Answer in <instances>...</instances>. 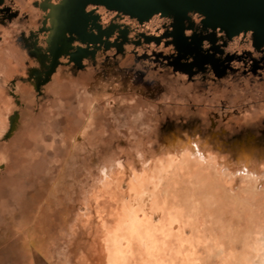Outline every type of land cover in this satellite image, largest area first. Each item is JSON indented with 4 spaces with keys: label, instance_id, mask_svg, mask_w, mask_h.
<instances>
[{
    "label": "rangeland",
    "instance_id": "obj_1",
    "mask_svg": "<svg viewBox=\"0 0 264 264\" xmlns=\"http://www.w3.org/2000/svg\"><path fill=\"white\" fill-rule=\"evenodd\" d=\"M30 7L35 8L31 3ZM38 23L14 28V35L21 30L27 32ZM11 37V33L6 36L8 41H12ZM235 38L241 46L239 51L250 47L241 42L240 35ZM128 55L134 67L139 61L134 60L131 51ZM30 59L27 56L26 68L35 66ZM142 70L158 71L148 63ZM13 73L3 84L10 104L3 108L7 125L0 132V143L6 140L3 136L10 115L21 105L14 86L26 76V70ZM153 78L134 76L124 82L126 91H118L116 84H111L96 97L90 93L91 104H86L87 94L78 87L71 88L73 100L62 95L63 100L56 105L42 101L43 93L32 89L41 98L44 111H64L74 104L75 114L80 112L85 119L68 118V123L60 120L56 130L42 120L38 130L32 127L25 133L24 159L10 176L12 181L0 186V264H264V194L259 187L264 183V154L255 156L260 182L257 190L248 193V186L242 184L247 177L236 172L239 165L233 164L235 158L228 164L229 174H223L231 183L228 194L219 186L207 162L191 159L187 160L189 168L176 167L173 157L162 168L144 156L145 152L150 153L147 147L152 150L151 147L166 144L165 137L160 138L162 143L151 140L159 125L166 128L170 118L181 122L178 116L184 111L175 108L178 104L190 111L206 105L202 109L203 119L209 122L208 131H217L222 140L219 143L228 151L235 153L233 149L241 143L259 145L264 136H242L236 142V134L242 129L245 132L246 126L236 132L232 128L246 119L251 123L264 120L262 86L253 89L258 80L225 75L220 79H231L230 97L204 87L186 91L177 103L175 89L174 99L165 97V88L172 85L165 80L167 77L158 86L152 83ZM102 83L97 82L94 90ZM60 89L61 92L65 86ZM199 96L206 99L200 101ZM58 98L55 94L54 100ZM33 100L30 112L36 109ZM58 117L63 116L60 113ZM228 121L232 122L227 125ZM33 148L37 150L36 157L30 156ZM3 163L0 160V177ZM205 169L209 170L203 173L207 178L198 172Z\"/></svg>",
    "mask_w": 264,
    "mask_h": 264
},
{
    "label": "flooded vegetation",
    "instance_id": "obj_2",
    "mask_svg": "<svg viewBox=\"0 0 264 264\" xmlns=\"http://www.w3.org/2000/svg\"><path fill=\"white\" fill-rule=\"evenodd\" d=\"M30 3L35 8L30 7ZM60 4L61 0H0V65L8 47L14 46L23 51L25 57H17L16 65L11 63L12 70L9 66L6 75L9 77L13 72L26 70V76L21 81H31V90L38 94L44 92L50 82V75H54L59 67L66 71L62 77L64 79H59L61 84L55 83L49 90L52 96L61 94L66 89L63 83L69 80L75 79V85L84 86L91 81L90 74L101 73L113 81L120 77L129 81L134 76L137 77L136 69L153 74L156 79L153 83L157 86L167 77L165 80L172 85L165 88V93L174 99L172 89H175L177 103L186 91L204 87L209 90L213 88L225 97H230L232 90L229 84L231 82L228 81L231 79H220L225 75H243L246 81L258 80L260 84L251 88L262 86L260 90L264 93V83H261L264 81V42L254 41L250 31L228 35L218 27L205 25L202 16L193 11L187 12L182 18L156 13L147 20L138 22L133 17L101 5L87 4L84 8L85 15H77L63 12ZM20 11L24 13L20 14ZM36 21L39 22L37 27L29 28L27 32L21 30L14 35V28L31 27ZM8 33H11L12 41L6 38ZM237 35L242 37L243 44H249L250 47L239 51L241 46L235 38ZM130 51L134 60L139 61L134 67L131 64L132 57L128 55ZM27 56L35 66H24ZM124 58H129L127 67ZM109 59L113 61L108 62ZM144 63L151 64L158 71L144 72ZM86 70L89 72L83 74ZM125 76L130 77L125 79ZM77 78L82 79L83 83ZM206 79L213 82H206ZM61 86H65V89L60 92ZM177 90H180L179 93ZM199 99L203 101L206 98L199 96ZM201 107L207 108L206 105ZM175 108L180 109V112L184 111L178 116L181 123H185L183 125L189 126V122L198 120V126L203 132H209L210 136L216 133L208 131L209 122L203 119L205 111L202 108L190 111L186 107L181 109V104L175 105ZM186 113L189 114L188 117ZM246 116L243 114L242 118L246 119ZM175 122L179 121L172 118L167 121L169 126ZM231 122L228 121L227 125ZM236 153L237 150L231 154Z\"/></svg>",
    "mask_w": 264,
    "mask_h": 264
},
{
    "label": "bare ground",
    "instance_id": "obj_3",
    "mask_svg": "<svg viewBox=\"0 0 264 264\" xmlns=\"http://www.w3.org/2000/svg\"><path fill=\"white\" fill-rule=\"evenodd\" d=\"M3 56H4V58L2 59L3 62L1 61V65H0V102H1V104H0L1 105L0 106V132L7 125L6 118L4 119V117H3V114L5 112L3 108H8V106L10 104V99L5 95L4 90H3L4 80L7 78L6 74L9 70V66L11 65V63L12 64L15 63V65H16L17 57H20V56L25 57V54L23 51L19 50L17 47L11 46V47L7 48V50L5 51ZM128 59L129 58H124V63L126 65V67L128 66V63H129ZM10 68H11V66H10ZM11 70H12V68H11ZM65 71H66V69L59 67L55 70L54 75H50V82L44 88L45 90L43 92L42 99L40 98L42 101L47 100V103H50V105H51V103L56 105L58 101L60 102V100H63L61 98L62 95L64 98L66 97L69 101L73 100L74 94L72 97L71 91L74 87H77L78 85H80V84H76L77 85L76 86L74 84L75 79L69 80L68 82L63 83L66 85V89L63 90V92H61V94H58L59 98L56 101L54 100V96H52L50 91H49L55 83H57V85L61 84V82H59V79H61L65 75ZM88 72L89 71L86 70V71H84L83 74H86ZM135 72L137 73V77H139V78L143 74L145 76H148V77H154L153 74L143 73L139 69H136ZM65 77H67V76H65ZM89 78H91V81H89L87 86L80 85L81 88L78 87L79 89L85 91L87 94L86 95V102H88V103H86V104H91L90 101H92L93 99L90 100L88 98L89 96L91 97V94L95 95V97H96L101 92H103L105 90V88H109V86L111 84L112 85L116 84V87H114V88H116L118 90L121 89V91H123L125 89V91H126V86L124 84V82L126 83V81L122 80L121 77L118 78L119 80L115 79L113 81V80H110V78L107 79V76H105L104 74H101V73L93 74L92 73V74H90ZM62 79H64V78H62ZM78 80L81 81L82 79H78ZM155 80L156 79L154 77L153 81H155ZM153 81H152V83H153ZM27 82L21 81V82L15 83V88H16L15 90L20 96L22 105H20V107H18L19 108L18 111L16 110L18 113V118L16 121L15 130L12 132L11 137L10 138H4V139H6L5 142L0 143V160L4 161V163H3L4 164V169H3L4 172H3V176L0 177L1 188L4 185H7V184H9V182L12 181L10 176L14 172H17L15 170L18 169V167H19L18 165L21 163V160L24 159L23 155L26 154L27 150L25 149V143H24L23 139H24V135L28 131V129H31L32 127L35 129L39 128V125H40L41 121L43 120L42 123L43 122L47 123V124H49L50 128L52 127L53 129L55 128V130H56L59 128L60 120H62V123H63L64 121H66V122L69 121L68 118L73 120L76 117V119L78 121H79V119L84 118V116L80 112L75 114L77 111L75 109L76 107H74L76 105H74V104H72V106H70L68 109H66L64 111L57 110L56 108H55V110H54V108H52L51 110L44 111L40 106V99H38L36 97V95L33 93V91L31 90L32 82L31 81H27ZM97 82H101V83L103 82L102 83L103 86L100 85L98 90H94V86ZM57 85H55V86H57ZM141 86H142V84H141ZM143 88H141V89H143ZM81 97H83L82 94H80V98ZM165 97L169 98V95H167L165 93ZM32 98L36 100V104L38 105V106L36 105V110L34 112L28 111V110H30L29 108H30V104H31L30 102H31ZM78 98H79V95H78ZM20 99L18 98V103H19ZM35 100H33V102ZM127 105H128V103H127ZM2 106H4V107H2ZM31 107H32V105H31ZM52 107H54V106H52ZM78 107L80 108L81 105L80 106L78 105ZM114 107H116V106H114ZM86 109H89V107L88 108L86 107ZM115 111L116 110H114V112ZM58 112H60L62 114V116H63L62 119H60L58 117V115L60 113L58 115H55V113H58ZM188 115L189 114L186 113L187 117H188ZM87 121H88V119H87ZM194 121H196V120H193L192 123L189 122L190 123L189 126L183 125L185 123H181V122H175V123H173L172 126H169V124H168V126L166 128L165 127L161 128V126H158V129L153 131V134L155 135V137L154 138L151 137L152 138L151 140L155 141V139H156V140L161 141V143H162V140H160V138L165 137L166 144H164V145L160 144L159 148H157L155 146L151 147L152 150H150V148L147 147L150 153L146 154V152H145L144 156L146 157V155H148L149 156L148 160L153 161L152 165L159 166L162 168L165 167L166 161L170 160L173 157H175V160H176V163H175L176 167L183 166V167L189 168L190 166H187L188 165L187 160H191V159L194 162H198V161L207 162L208 165L210 166L209 167L210 170L213 172L212 175H214L216 181H219L218 182L219 186L223 190L227 191L226 192L227 194L229 192H231L232 188H231V183L227 182L225 180L223 174L224 175L229 174L228 170H229L230 165H228V164H230L231 161H233V159L235 158V163H233V164L239 165V168H238L239 170L238 171L236 170V172L238 173V175L240 177H242V176L247 177L246 182L245 183L242 182L243 185L246 184L248 186V188H247V190H245V192L248 193V190H252V191L257 190L256 188H258V183L260 182L258 180V168L259 167H257V164L254 165V159L256 158L255 156H257V154H260V155L264 154V150H263L264 148H259V147L256 148L255 146H259L257 143H256V145H251L252 142H251V144L248 143L249 145L241 143V144H237V147L235 148L237 150V153H236V155H233V154H231L232 152H230L232 150L228 151L227 149H225L221 146V144L219 142H221L222 140H220L219 137L217 136V134H218L217 131H216V133H213L212 136H210L209 132L208 133L203 132L202 129L199 128L198 123H194ZM168 129H171L175 133L168 132V131H170ZM36 130H38V129H36ZM32 133L34 135L33 131H32ZM199 133L202 136H200ZM246 137L254 138L253 135H250V136L247 135ZM64 139H65V137L62 138L63 141H64ZM31 141L32 142H30V143L34 144L33 140H31ZM30 152H31V155H30L31 157L32 156L36 157L37 150H35V148H33V150ZM152 152H154V154L156 153V155L152 156V154H153ZM148 156H147V158H148ZM231 156H232V158H231ZM134 160L135 159H133V161ZM223 167L227 170H223L222 169ZM207 171H209V170L205 169V170H200L198 172L202 177L207 178V176L203 175V173H206ZM240 172L243 175L239 174ZM238 175H234V176L238 178L239 177ZM143 176H145V174H143ZM146 176H148V175H146ZM263 180H264V177H263ZM17 183H18V181H17ZM259 187H261V189H260L261 193L264 194V183L261 182ZM10 196H12V195L10 194Z\"/></svg>",
    "mask_w": 264,
    "mask_h": 264
},
{
    "label": "water",
    "instance_id": "obj_4",
    "mask_svg": "<svg viewBox=\"0 0 264 264\" xmlns=\"http://www.w3.org/2000/svg\"><path fill=\"white\" fill-rule=\"evenodd\" d=\"M87 4L104 6L138 22L156 13L182 18L193 11L211 28L218 27L228 35L250 31L254 41L264 42V0H61L60 5L65 13L85 15ZM34 88L37 90L35 85ZM10 94L14 96L12 92ZM15 102L18 103V99ZM17 117L16 111L10 115L4 138L12 134Z\"/></svg>",
    "mask_w": 264,
    "mask_h": 264
},
{
    "label": "crops",
    "instance_id": "obj_5",
    "mask_svg": "<svg viewBox=\"0 0 264 264\" xmlns=\"http://www.w3.org/2000/svg\"><path fill=\"white\" fill-rule=\"evenodd\" d=\"M36 110V109H35ZM8 116V115H7ZM7 120V119H6ZM258 120H262V119H257L256 121H253L252 123L251 122H249L247 119L246 120H244L242 123H244V124H236L232 129H234V131L236 132V131H238L239 129H241V128H244V126H246L245 127V132L243 131V129H242V131L244 132L243 134H240L242 131H240V133H237L236 135L237 136H235V140H236V142H238L239 140H241L240 138L243 136V137H246L248 134H250V135H254V139H261V138H259V137H262V136H264V120H262V121H260L259 123L257 122ZM233 131V132H234ZM231 134V133H230ZM233 134V133H232ZM245 140V139H244ZM259 146H261V147H264V142H260L259 143ZM258 146V147H259Z\"/></svg>",
    "mask_w": 264,
    "mask_h": 264
}]
</instances>
